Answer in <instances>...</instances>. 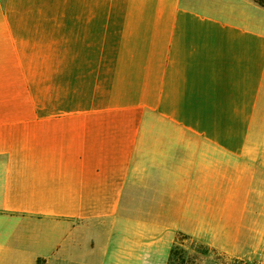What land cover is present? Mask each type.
I'll return each instance as SVG.
<instances>
[{"label": "crops", "instance_id": "obj_1", "mask_svg": "<svg viewBox=\"0 0 264 264\" xmlns=\"http://www.w3.org/2000/svg\"><path fill=\"white\" fill-rule=\"evenodd\" d=\"M262 202L263 6L0 0V264H141L140 219L216 245Z\"/></svg>", "mask_w": 264, "mask_h": 264}, {"label": "rangeland", "instance_id": "obj_2", "mask_svg": "<svg viewBox=\"0 0 264 264\" xmlns=\"http://www.w3.org/2000/svg\"><path fill=\"white\" fill-rule=\"evenodd\" d=\"M239 223H243V226L236 228L238 234L221 235L215 241L216 245H213L206 238L183 240V233L178 229V220H169L164 233L159 234V229L148 225L147 219H140L141 264H168L171 250L177 246H181L190 255L199 256L197 250L200 245L247 264H264V202L258 210L247 213ZM154 232L157 233L153 234Z\"/></svg>", "mask_w": 264, "mask_h": 264}, {"label": "trees", "instance_id": "obj_3", "mask_svg": "<svg viewBox=\"0 0 264 264\" xmlns=\"http://www.w3.org/2000/svg\"><path fill=\"white\" fill-rule=\"evenodd\" d=\"M255 1L264 7V0ZM182 235L185 241L193 238L186 234ZM180 244L183 245L184 243ZM197 251L199 256H193L183 250L181 246H177L171 250L168 264H247L238 259H231L227 255L221 254L216 250L211 251L203 245H200Z\"/></svg>", "mask_w": 264, "mask_h": 264}]
</instances>
